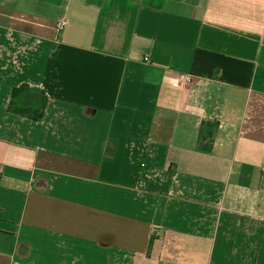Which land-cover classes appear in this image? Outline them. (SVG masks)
<instances>
[{
    "label": "crops",
    "instance_id": "0c3cea01",
    "mask_svg": "<svg viewBox=\"0 0 264 264\" xmlns=\"http://www.w3.org/2000/svg\"><path fill=\"white\" fill-rule=\"evenodd\" d=\"M0 264H264V0H0Z\"/></svg>",
    "mask_w": 264,
    "mask_h": 264
},
{
    "label": "trees",
    "instance_id": "16d2710c",
    "mask_svg": "<svg viewBox=\"0 0 264 264\" xmlns=\"http://www.w3.org/2000/svg\"><path fill=\"white\" fill-rule=\"evenodd\" d=\"M26 87L25 86H21L17 89H13L12 90V94H11V99L9 102V106H8V110L10 112H13L14 114L29 118L31 120H40L43 116V110L45 107V100L42 99V103L40 104V108L39 110H36L35 112H33L30 108H21V107H17L14 100L16 99L17 95L22 92L23 90H25ZM204 151H208L209 150V146H204L203 147Z\"/></svg>",
    "mask_w": 264,
    "mask_h": 264
},
{
    "label": "built area",
    "instance_id": "2783aa9c",
    "mask_svg": "<svg viewBox=\"0 0 264 264\" xmlns=\"http://www.w3.org/2000/svg\"><path fill=\"white\" fill-rule=\"evenodd\" d=\"M65 25H66V22H65L64 20H60V21H58V23H57V27H58L59 30L63 29ZM144 60L146 61L147 59H144ZM181 78H182V77H181ZM182 81H183L185 84H188V83L191 82V78L188 77V76H186V77H183Z\"/></svg>",
    "mask_w": 264,
    "mask_h": 264
}]
</instances>
